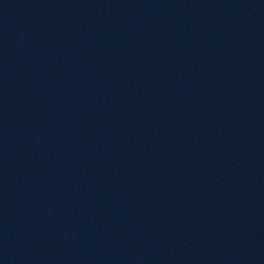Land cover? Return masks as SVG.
I'll list each match as a JSON object with an SVG mask.
<instances>
[{
	"label": "water",
	"instance_id": "1",
	"mask_svg": "<svg viewBox=\"0 0 264 264\" xmlns=\"http://www.w3.org/2000/svg\"><path fill=\"white\" fill-rule=\"evenodd\" d=\"M0 264H264V0H0Z\"/></svg>",
	"mask_w": 264,
	"mask_h": 264
}]
</instances>
